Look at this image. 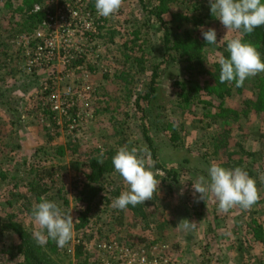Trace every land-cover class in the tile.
I'll return each mask as SVG.
<instances>
[{
  "label": "rangeland",
  "instance_id": "1",
  "mask_svg": "<svg viewBox=\"0 0 264 264\" xmlns=\"http://www.w3.org/2000/svg\"><path fill=\"white\" fill-rule=\"evenodd\" d=\"M13 1L18 5L22 0ZM5 2L6 0H0V135H2L1 145L5 147L0 146V166L10 165L11 167L29 158L34 160L33 156L38 148L41 149L39 156L43 158L51 154L49 150L51 144L67 146L64 159H56L53 163L65 165L72 159L79 160L78 150L93 146L100 147L109 142L114 132H121L122 128L119 125L114 126L115 121L120 122V119L127 121L126 124L131 129L130 134H123L125 138L136 141L139 146H144L138 121L129 104L130 100L122 97L123 87L113 78L117 68L121 67L119 65L121 60L117 58L116 62L113 56L118 54H113L110 47L101 45L100 60L97 62V56H93L89 61H96L98 71L83 74H77L74 71L69 78L61 75L64 71L60 68L58 70L30 68L27 66L28 57L18 44L22 40L21 37L13 36L16 32L15 20L9 19L11 13L10 9L5 7ZM138 11L139 7L135 5L134 0H123L119 12L110 16L112 22L109 25H112L116 32L115 41L120 43L125 38L122 36L124 32L121 21L123 19L133 20L135 16L142 18L141 14L137 15ZM18 18L17 16L16 20ZM208 28L216 30L218 42L205 49L208 52V61L205 63L207 70L221 57L227 40L238 35L225 31L218 19L216 22L207 23L203 30ZM155 29V26L151 27L148 34L153 48L158 47L156 40L159 34L155 32ZM78 39L76 38L74 42L76 45H78ZM156 53L153 55L155 56ZM87 63L85 61V64ZM161 70L158 78L159 91L165 97V104H170L176 94L173 88L174 81L185 79L186 74L181 63L163 66ZM134 72L133 86L138 87L140 82L137 81L145 79L147 74ZM104 75L109 76L108 80H104ZM251 79L242 89V93L233 92V98L225 99V107L237 112L242 111L244 101L251 98L253 77ZM84 84L90 86V93L80 94L78 101H72L73 104L70 105V108L75 109V112L79 114L80 121L72 125L68 122L69 116L62 117L54 113L58 126L54 128L52 119H49L48 115L43 116L45 108L51 106L48 96L53 93L60 100L68 88H71L73 93H77ZM102 88H105V91H102ZM95 89L99 90L94 97L91 93ZM99 100H103L101 104H97L96 101ZM7 108L18 111L21 118L19 123L16 122V118L9 116L6 112ZM94 109L104 110V114L92 118ZM125 112L132 117L127 119L124 116ZM5 113L8 114V118H5ZM169 113L172 114L171 117L180 118L184 122L185 131L181 134L189 147L186 146L185 151L200 146L202 138L209 135L205 131L194 130L189 125L193 119L200 117L199 114H194L195 117L188 114L182 119L178 111L171 109ZM231 129L227 153L233 154L242 167L247 169L249 176L256 181L260 196L256 204L246 210L232 208L225 213L219 210L217 202L211 195L206 196L205 200H198L199 194H194L192 187L185 191L186 182L183 183L182 190L175 189L173 193L165 187H160L164 185L159 183L158 191L153 199L145 201L141 211L142 216L134 210L119 211L112 206L93 209L89 214L91 220L95 221V216H98L99 220L96 224L90 221L87 230H74L71 244L64 248V250L72 248V254H69V250L64 253L66 255L63 260L66 264H101L103 259L112 257L126 248L134 252L162 253L174 264H264V244L254 241L251 237L260 224L264 231V113L250 111L247 116L239 115L238 122L236 120L232 123ZM56 133H58L57 136H55ZM48 134L54 135L49 144L46 140ZM158 144L160 148L166 145L163 140L158 141ZM162 153L174 162L175 156L170 150L166 149L165 152L163 149ZM148 163L154 164L149 158ZM152 170L154 171V167ZM64 172L66 174L64 186L69 191L68 198L71 202L68 211H71L70 214L75 218V212L79 211L72 201L76 192L71 190L70 184L76 179L78 172L70 166L65 168ZM115 176L116 186L122 189L121 193L127 191L128 185L123 178L117 173ZM1 183L0 201L5 203L8 197ZM15 209L16 207L13 208ZM184 219L196 222V227L184 230L181 226H177ZM25 223L33 224L36 230L37 225L33 219L25 218ZM80 240L83 242L84 249L75 255L73 254L74 243ZM17 243L18 239L15 236L7 235L5 242L0 245V264L14 263L12 254ZM102 244H115V247L111 251H103L99 249ZM61 264H63L62 260Z\"/></svg>",
  "mask_w": 264,
  "mask_h": 264
},
{
  "label": "trees",
  "instance_id": "2",
  "mask_svg": "<svg viewBox=\"0 0 264 264\" xmlns=\"http://www.w3.org/2000/svg\"><path fill=\"white\" fill-rule=\"evenodd\" d=\"M44 1L46 0H22L17 5L13 0H6L4 5L10 9L11 13L9 19L15 20L16 32L13 36L17 35L28 40L31 38L36 28L45 20V13H33L31 12L32 7ZM134 1L135 5L139 7L137 15L141 14L142 18L135 16L133 20L128 18L121 21L124 32L122 36L125 37L122 42L115 41L116 32L113 26L109 25L112 18L102 16H99L96 21L97 34L92 40L97 43L96 48L100 49L101 45L103 47L106 45L111 48L113 54H118V56L113 55L116 62L117 58L121 60V64H119L121 67L117 68L113 78L123 87L124 95L122 97L130 100L129 104H131L135 113L134 117L138 121L142 142L149 150L148 158L154 163L156 178L160 179V183L164 185L160 187H165L173 193V190L176 191L175 189L182 190L183 183L186 182L187 187L184 190L188 191L198 176L207 177V168L212 163L230 169L241 167L247 171L233 154L227 153L229 136L232 134L231 125L236 120L238 122L239 115L247 116L250 111L264 113V73L253 77V95L251 94V98L244 101L241 112L225 107V99L233 98V92L235 94L242 93V89L246 87L248 80L252 77L246 79L242 87H236L235 82L220 83L219 59L209 66V71L207 70L205 63L208 61V52L205 49L214 44H208L204 40L201 29L207 23L217 21L210 12L209 0ZM88 8L92 14H97L95 0H90ZM17 16L19 18L16 20ZM153 26L156 27L155 32L159 34L156 40L157 48H153L148 37L149 30ZM243 41L251 42L264 61V26L254 29L250 34H245ZM21 42L23 44L24 41ZM31 45L32 43H30ZM155 52L157 53L154 56ZM221 56L225 58L229 56L227 48L222 51ZM100 58L99 54L96 61L98 62ZM179 63L182 64L186 78L174 81L175 98L172 103L165 104V97L160 94L158 83L161 68ZM72 64L80 65L82 61L74 59ZM88 71L96 73L98 66L90 64ZM134 71L139 74H147L145 79L137 81L140 82L138 87L133 86ZM103 78L108 80L109 76L104 75ZM98 90L95 89L91 94L95 97ZM102 91H105V88H102ZM102 101L96 102L101 104ZM6 106L8 107V104ZM171 109L175 112L178 111L182 119L188 114L193 117H195L194 114L200 115L189 124L194 130L209 133L202 138L200 146L185 151L187 145L181 134L185 131L184 122L180 118L171 117L172 114L169 113ZM6 112L9 116L16 118V122L21 121L17 110L7 108ZM68 112L69 116L71 115L68 122L72 123L76 119L75 109H72V113L71 110ZM8 114L5 115V118H8ZM99 114H104V110L94 109L91 117L94 118ZM47 115L49 119H52V126L58 128L50 105L43 111V116ZM124 116L127 119L132 117L128 115V112H125ZM126 123L127 121L122 119L120 122L115 121L114 126L119 125L122 128L121 132H114L115 134L111 136L109 142L100 147L93 146L78 150L80 159H72L65 165L53 162L56 159H64L67 146L51 144L49 148L51 154H47L43 158L39 156L41 149L38 148L33 156L34 160L29 158L15 163L11 167L10 165L0 166V183L2 182L1 186L5 187L3 191L8 197L5 203L0 201V245L5 242L7 235L15 236L18 239L12 254L13 264H61V260L63 264H66L63 258L66 255L64 253L69 249L64 250V248H67L65 246L71 244V241L60 248L49 239L47 244L41 247L33 238L35 226L25 223V218L34 220L32 210L36 204L41 202L42 198L55 201L62 210L68 211L71 202L68 198L69 191L64 186L66 181L64 171L70 166L71 169L78 172V176L70 184L71 190L76 192L72 201L79 211L75 212L74 230H87L90 221H93L89 216L92 210L96 207L109 208L112 201L121 193L122 189L116 186L115 174L117 172L112 165V157L121 146L140 147L136 141H129L123 135L131 133V129ZM57 135L58 133L55 134V136ZM160 136H163V139ZM53 138L54 135H47L48 144L52 142ZM1 139L2 135H0V146L4 147L1 145ZM160 140L165 141L166 148L164 146L160 148V144H163V142L158 144ZM163 149L165 152L166 149L172 152L175 156L174 162H172L173 159L167 158L168 156L162 153ZM101 151H103V163L99 164L97 158ZM168 163L175 164L169 165ZM144 204L135 207L128 205L125 209L134 210L135 213L142 216L141 211ZM14 207H16L15 210H13ZM233 208L234 210H243L238 206ZM94 220L93 223L96 224L99 217L95 216ZM251 237L254 241L264 244V231L261 224L254 230ZM83 249V242L80 240L79 244L73 248V254L78 255ZM69 254H72V248H70Z\"/></svg>",
  "mask_w": 264,
  "mask_h": 264
},
{
  "label": "clouds",
  "instance_id": "3",
  "mask_svg": "<svg viewBox=\"0 0 264 264\" xmlns=\"http://www.w3.org/2000/svg\"><path fill=\"white\" fill-rule=\"evenodd\" d=\"M123 0H95L97 13L105 18L117 14ZM211 14L219 20L225 31L237 33L226 42L229 56L219 58L220 83L235 82L242 87L246 79L264 73V61L257 48L251 42H244L243 36L254 29L264 26V2L262 0H209ZM201 34L208 44H216L217 33L214 28L201 29ZM149 150L146 146H121L112 157L114 170L128 185L112 201L111 206L124 210L128 205L133 207L152 200L158 191L160 179L152 170L154 164L148 163ZM103 163V151L97 158ZM194 194L198 200H205L209 194L217 202L221 212H228L233 207L249 209L260 199L256 181L241 167L225 168L212 163L207 168V177L200 175L192 183ZM71 211L62 210L55 201L41 199L32 210L36 230L33 232L35 242L43 247L51 239L57 247L63 248L73 239L74 218ZM177 226L184 230L196 227V222L181 220Z\"/></svg>",
  "mask_w": 264,
  "mask_h": 264
},
{
  "label": "built area",
  "instance_id": "4",
  "mask_svg": "<svg viewBox=\"0 0 264 264\" xmlns=\"http://www.w3.org/2000/svg\"><path fill=\"white\" fill-rule=\"evenodd\" d=\"M89 2L90 0H46L33 5L31 12H44L45 20L36 28L29 40L22 37L23 44L22 42L18 43L28 57V67L40 70H58L60 68L64 73H59L69 78L74 71L77 74L90 73L88 71V65L90 64L91 66H97L96 62L89 61L93 56H99V48H96L97 43L92 38L97 34L96 21L100 15L91 13L90 8H88ZM76 38H79L78 45L74 43ZM30 43H32L31 46ZM74 59L81 60L82 64H72ZM85 61L88 63L85 64ZM90 91V86L87 84H84L77 93H73V90L68 88L60 100L58 96L50 92L52 93L48 96L51 103L50 108L54 113H58L62 117H68V110H71L72 113L70 108V105L73 104L72 101H78L80 94H87ZM76 119H78V122L80 121L78 113H76ZM76 119L70 124H77ZM74 244H79V241ZM113 247H115V244H102L99 249L111 251ZM101 264L174 263L170 262L167 256L162 253L134 252L126 248L118 251L112 257L103 259Z\"/></svg>",
  "mask_w": 264,
  "mask_h": 264
}]
</instances>
